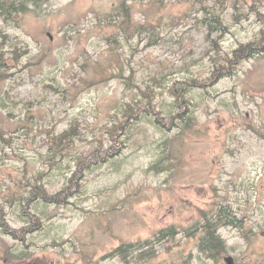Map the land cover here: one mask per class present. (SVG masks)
I'll use <instances>...</instances> for the list:
<instances>
[{
	"label": "rangeland",
	"instance_id": "rangeland-1",
	"mask_svg": "<svg viewBox=\"0 0 264 264\" xmlns=\"http://www.w3.org/2000/svg\"><path fill=\"white\" fill-rule=\"evenodd\" d=\"M21 1L9 21L0 14L7 222L25 225L30 183L53 194L77 157L118 152L84 170L65 204L32 203L38 230L0 229V264H211L195 257L189 226L216 211L238 220L221 230L228 251L264 264V50L216 69L239 44L264 49V0ZM213 13L225 31L208 23ZM173 87L189 111L171 124ZM144 91L165 126L142 115L112 141L121 109ZM70 127V142L50 149Z\"/></svg>",
	"mask_w": 264,
	"mask_h": 264
},
{
	"label": "trees",
	"instance_id": "trees-1",
	"mask_svg": "<svg viewBox=\"0 0 264 264\" xmlns=\"http://www.w3.org/2000/svg\"><path fill=\"white\" fill-rule=\"evenodd\" d=\"M14 2L15 0H0V14L6 21H9L7 17H9L12 12H20L24 7H26L24 6L23 1H21L18 5H14ZM127 11V8L124 7L126 17L129 16ZM208 23L215 29H221L223 31L226 30V26L223 25L220 15H216L214 13L210 14ZM241 49L243 52L241 51ZM262 50L264 49L258 48L253 41H250L248 44H239L238 48L234 49L230 55L227 54V57H225V63H220L216 67V69L221 70V75L226 71L232 72L234 70L233 68L237 63H239L240 60L251 58V56L262 52ZM192 83H188L189 86H192ZM181 90L182 89H177L176 87L172 88V95L175 97L174 105L179 112H171V114L169 115L171 124L176 123V120L181 121L188 118L185 116L186 112L189 111V109H187L186 107L187 98L186 95H184L185 91ZM140 94L142 98L133 101V103L126 104V106L121 109V119L114 123L113 126H111V130L108 131L112 141L116 140V138L119 137L126 129L128 130L129 127L134 124V121L140 119L142 115H155L156 118L154 121H156V123L158 122V124H160L162 127L165 126L162 122L163 119H161V117L163 116L159 115V111H156V109H154V104L152 102L153 96L151 92L144 91ZM72 130V127H70L69 129L64 130L61 134L54 135L52 138L53 143L50 149H55L56 151L57 149L61 150L60 148L63 145V141L69 140L72 137ZM117 149L118 147L114 145V150L113 146H111L109 149L104 151L103 149H101L103 153L99 150L89 153L83 158L77 157L75 159V169L72 172L70 171L71 174L67 179V183H65L61 190L54 192L53 194L49 193L42 183H38V181L40 180H36L34 183H30L29 185L31 186V188L28 194L22 197L23 199L20 202V204L22 205V215L25 217L23 219L25 225L18 229L12 227L11 224L7 222L5 211L0 205V229L2 230V233L5 235H10L15 239H24L27 233L38 230L40 228V219L31 210H28L30 205L32 203L41 201L46 204H65L67 200L72 197V195L79 192V185L77 183L78 179L83 176L84 170H88V168H90L92 165L98 164L100 159L102 161H107L108 158H111V156L117 154ZM224 215L225 223L231 221V219H229L228 217V214L224 213ZM211 235H213V230H211ZM127 247H131V245L119 246L115 249V251L121 252L124 251L125 248L127 249Z\"/></svg>",
	"mask_w": 264,
	"mask_h": 264
},
{
	"label": "flooded vegetation",
	"instance_id": "flooded-vegetation-1",
	"mask_svg": "<svg viewBox=\"0 0 264 264\" xmlns=\"http://www.w3.org/2000/svg\"><path fill=\"white\" fill-rule=\"evenodd\" d=\"M224 213L222 211L211 212L209 215L202 214L203 216L191 223L190 238L193 237L192 249L196 251L195 257L200 262H212L214 264H229L226 262L227 257H231L235 264H246L235 253L236 251H228L227 241L223 237L221 230L223 225L230 224L236 225L238 220L233 218L228 223L224 221ZM231 215V213H230ZM213 230V235H211Z\"/></svg>",
	"mask_w": 264,
	"mask_h": 264
},
{
	"label": "water",
	"instance_id": "water-1",
	"mask_svg": "<svg viewBox=\"0 0 264 264\" xmlns=\"http://www.w3.org/2000/svg\"><path fill=\"white\" fill-rule=\"evenodd\" d=\"M47 34L51 37V33H50V32H48ZM226 262H228L229 264H235V263L232 261V258H231V257H227V258H226Z\"/></svg>",
	"mask_w": 264,
	"mask_h": 264
}]
</instances>
